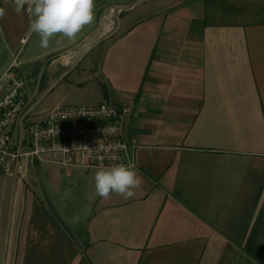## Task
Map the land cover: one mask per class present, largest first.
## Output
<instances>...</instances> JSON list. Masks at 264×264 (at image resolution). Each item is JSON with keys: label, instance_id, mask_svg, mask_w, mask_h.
Masks as SVG:
<instances>
[{"label": "crops", "instance_id": "1", "mask_svg": "<svg viewBox=\"0 0 264 264\" xmlns=\"http://www.w3.org/2000/svg\"><path fill=\"white\" fill-rule=\"evenodd\" d=\"M172 1L94 10L75 39L29 51L41 83L26 87L14 141L73 74L80 91L55 101L130 108L124 137L142 183L104 199L99 169L37 160L0 172V264H264V0H192L188 11ZM0 8L1 77L33 17ZM35 170L50 178L39 194Z\"/></svg>", "mask_w": 264, "mask_h": 264}, {"label": "built area", "instance_id": "2", "mask_svg": "<svg viewBox=\"0 0 264 264\" xmlns=\"http://www.w3.org/2000/svg\"><path fill=\"white\" fill-rule=\"evenodd\" d=\"M0 4L15 7L14 0H0ZM22 12L32 17L27 8ZM18 57L0 77V172L12 170L18 174L23 162L35 160L66 171L75 167L89 171L118 163L135 165L124 137L131 110L108 101L94 107L45 111L38 120L26 121L22 139L15 142L14 125L25 115L28 105L27 82L19 73Z\"/></svg>", "mask_w": 264, "mask_h": 264}, {"label": "clouds", "instance_id": "3", "mask_svg": "<svg viewBox=\"0 0 264 264\" xmlns=\"http://www.w3.org/2000/svg\"><path fill=\"white\" fill-rule=\"evenodd\" d=\"M14 5L17 13L27 8L33 17L29 31L39 35L44 48L57 34L69 40L75 39L94 20V0H14ZM4 14L5 10L0 8V18ZM94 179L96 194L104 199L112 194L130 199L142 183L133 163L102 167L96 171Z\"/></svg>", "mask_w": 264, "mask_h": 264}, {"label": "rangeland", "instance_id": "4", "mask_svg": "<svg viewBox=\"0 0 264 264\" xmlns=\"http://www.w3.org/2000/svg\"><path fill=\"white\" fill-rule=\"evenodd\" d=\"M128 0H94V10L97 11H101L104 9H108L109 8H113L116 9V5L118 4H123L124 2H127ZM145 0H143L144 2ZM179 0H173L172 3L176 4L175 6H177ZM180 5L182 6V8L185 11H188V9L192 10V0H183L180 1ZM88 30L89 29H85L83 32L88 34ZM32 34V33H31ZM39 35L33 33L32 35H30L28 37V39L26 40V42L20 46V51L17 52L18 57V64L20 66V75L21 77H23V79L27 82L26 87L27 89H29L30 91L35 90L36 88L40 87V83H41V74L39 73V69L41 67L42 62L36 61L34 62V64H32L31 60L34 59H29V51L31 49H38L40 47V44L38 43L39 41ZM87 41V40H86ZM102 48L99 47L97 48V50H95V52L93 53V57H89L87 58L82 64L81 67L82 68H87L89 65L93 66V61L95 60V62H97L99 60V56L101 54ZM0 53H1V47H0ZM3 60H6L7 58V54L5 51H3L1 53ZM32 58V57H30ZM42 88V87H41ZM80 87H73V74L70 75L69 77H67L65 80H62V82H59L57 84V86L55 87V89L52 92V95L47 98L45 100V102H43L40 106L39 109H37L36 112L42 110L43 108L46 107H50L48 108L47 111H51L54 108L57 107H65L66 104H68L69 102H61V101H55L56 98H61V99H71L73 98V93L79 92L80 91ZM66 107H73V106H66ZM38 114V113H36ZM31 120H36L35 117L31 118ZM37 161V160H35ZM34 161V162H35ZM49 165V164H48ZM52 165V164H51ZM55 167L59 170H61L59 167L57 166H52ZM62 171V170H61ZM32 174V180L34 181V191L36 194H39L41 192V185L40 182L43 184V186H45L46 184H48L50 182V178L48 175H46L45 173H41V176H39V173L35 170L31 172ZM64 175H67L66 173H64ZM70 187V184L68 185ZM68 188H62V193L63 194H67L68 192ZM66 196V195H64Z\"/></svg>", "mask_w": 264, "mask_h": 264}]
</instances>
